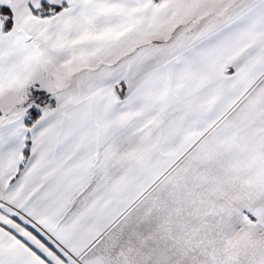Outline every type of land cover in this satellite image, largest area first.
Listing matches in <instances>:
<instances>
[{
    "label": "snow or ice",
    "instance_id": "6c2138e0",
    "mask_svg": "<svg viewBox=\"0 0 264 264\" xmlns=\"http://www.w3.org/2000/svg\"><path fill=\"white\" fill-rule=\"evenodd\" d=\"M0 264H264V0H0Z\"/></svg>",
    "mask_w": 264,
    "mask_h": 264
}]
</instances>
